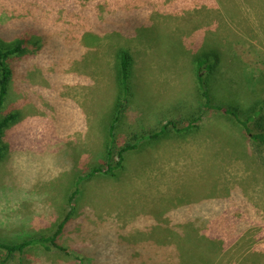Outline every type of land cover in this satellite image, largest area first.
Masks as SVG:
<instances>
[{
    "label": "rangeland",
    "instance_id": "rangeland-1",
    "mask_svg": "<svg viewBox=\"0 0 264 264\" xmlns=\"http://www.w3.org/2000/svg\"><path fill=\"white\" fill-rule=\"evenodd\" d=\"M137 11L150 24L110 29L112 16L138 20ZM21 39L1 112L20 116L3 138L0 240L79 215L66 251L0 249V264H264V167L237 118L204 107L194 62L220 51L204 68L211 103L254 115L264 106V0H0V49ZM120 47L133 56L135 94L112 131ZM168 121L183 130L140 140L113 179L89 176L105 147L115 153ZM164 212L184 249L185 225L201 247L208 235L216 242L177 254L180 233L154 217Z\"/></svg>",
    "mask_w": 264,
    "mask_h": 264
},
{
    "label": "trees",
    "instance_id": "trees-1",
    "mask_svg": "<svg viewBox=\"0 0 264 264\" xmlns=\"http://www.w3.org/2000/svg\"><path fill=\"white\" fill-rule=\"evenodd\" d=\"M128 16L125 17H115L112 16L110 19V29L111 30H117L119 32H122V34H125V32L129 35L132 33L133 28L137 30V28L140 25L143 24H150L148 21V17L143 12H136L138 14L142 15V18L136 19L132 12H127ZM145 15V16H144ZM105 20V18L100 19L99 23H102ZM135 22L132 24V22ZM139 25V26H138ZM135 30V31H136ZM116 32V31H114ZM24 44H27V40H19V42L15 46H11L8 49H0V162L4 159L7 146L3 143V138L7 133V130L9 127H11L12 124H14L19 116L20 112L18 111H11L9 113H6L4 115L1 114L2 109L6 102H8V94L11 90L12 86V77L14 74V69L10 65L11 59L15 56H18V54L21 53L24 50ZM221 53L220 51H206L203 52L202 55H197L194 59V62L196 63V76L199 82V86L202 89V94L205 97L204 107L206 108H214L223 111L224 113L231 114L237 118V121L241 125V129L244 131L246 137L251 140L253 145V151L257 154L258 161L261 164L262 167H264V106H260L259 110H256L254 115H249L245 119H242L239 115V111L236 107H228L225 105H214L212 104V100L208 92L204 89L205 88V81H204V68L205 64H207L208 61H210V58L215 57L216 59H220ZM115 59H116V90L117 95H115V101L112 107V111H110L111 117L109 118L111 121V125L109 130L112 131L115 130L116 125L126 117L128 114L129 109H132L133 106H131V100L134 97V89H133V74H134V68H133V56L131 55L130 51L125 47H120L115 52ZM264 79V77H263ZM258 90V89H257ZM247 102V101H246ZM249 102V100H248ZM257 103H254V106H256ZM108 111L105 113L106 115L109 114ZM199 118H197L198 120ZM196 122V121H195ZM194 122V123H195ZM193 123V124H194ZM169 127H172L178 132H181L183 129H179L177 126V123L175 121H168L165 123L159 132L156 133H150V134H139L134 135L132 140H134L135 143H131V141H128L123 146H119L117 148V152L114 153V146L109 145L108 147H105V152L103 154V160L99 162L98 165L93 164L91 167V171L89 173V176H94L95 174H101L103 176H108V178H114L118 174V172L126 171L129 161V153H134L137 151L139 146V141L143 139H156L160 137L161 135H165L169 131ZM111 135L106 136L105 138L107 140L110 139ZM113 140V138H112ZM239 213V212H238ZM79 215L78 211H74L73 209L67 213V215L58 223L56 226L57 228L54 230L55 225L53 226V229H48L45 232H37V236L32 237L31 235L23 239L20 242L12 243L8 241H2L0 240V249L6 250L9 255L14 254L16 252H19L21 254L26 253L29 248H33L37 245L43 246L46 249H59L66 251L67 248L64 247L61 244V239L63 235L67 232V224L73 220L75 216ZM158 221H161L165 228L170 231V233L173 234H179L180 236L183 234V232H179L174 228H169L168 224V215L166 212L164 213H157L154 216ZM167 223V224H166ZM177 228V227H176ZM186 231V238L188 239V247L184 245L183 238L181 236V241L179 240V245L176 246V253L178 254L179 250H181L180 254L186 253V255H193L195 256V252L197 253V250L200 248H204V253L206 250V247H209L211 243L216 242L215 237L208 235L207 239V246L202 245L204 247H201L199 242L197 241V238L193 237L192 230L188 228V225H185ZM39 235V236H38ZM183 248V251H182ZM178 250V251H177ZM204 259V258H201Z\"/></svg>",
    "mask_w": 264,
    "mask_h": 264
}]
</instances>
